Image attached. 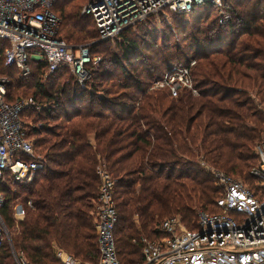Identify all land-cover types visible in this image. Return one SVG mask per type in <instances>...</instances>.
Instances as JSON below:
<instances>
[{
	"label": "trees",
	"instance_id": "obj_1",
	"mask_svg": "<svg viewBox=\"0 0 264 264\" xmlns=\"http://www.w3.org/2000/svg\"><path fill=\"white\" fill-rule=\"evenodd\" d=\"M262 6L264 0H223L230 18L222 25L210 1L184 13L165 9L115 38L98 40L81 0H54L58 36L70 45L89 44V54L102 58L89 66L83 88L67 66L46 75V63L32 60L30 73L21 77L4 64L9 42L0 39V75L9 80L5 100L15 101L23 81L33 79L35 123L27 133L43 162L29 184L0 186V213L10 237L0 247V264H16L11 248L30 264H63L57 250L97 260L98 164L115 179L120 264L142 263L140 233L158 237L160 220L178 215L194 229L199 210L220 212L215 202L221 190L211 168L255 189L249 170L258 160L264 115L251 96L264 102ZM172 31L183 44L172 43ZM192 59L197 96L185 89L176 97L166 88L148 90L170 66ZM38 96L45 105H37ZM16 201L25 207L21 220L13 215Z\"/></svg>",
	"mask_w": 264,
	"mask_h": 264
},
{
	"label": "built area",
	"instance_id": "obj_2",
	"mask_svg": "<svg viewBox=\"0 0 264 264\" xmlns=\"http://www.w3.org/2000/svg\"><path fill=\"white\" fill-rule=\"evenodd\" d=\"M208 1L219 9V24L229 20L230 13L223 9V0H88L81 13L92 17L98 40H105L165 9L184 13L194 4ZM53 3L54 0H0V39L9 42L3 52L4 64L16 67L21 77L30 73L32 60L46 63V75L67 66L83 88L90 77L89 66L100 63V57L89 54V44L70 45L58 36L60 18L51 9ZM194 65L192 59L188 65L170 66L148 90L166 88L176 97L185 89L197 96L191 73ZM8 81L0 75V186L25 185L43 168V162L35 155L28 124L21 117L25 106L33 101L29 98L7 102ZM255 154L257 163L249 170L256 179L255 189L216 171L215 181L221 191L215 203L220 212L199 210L194 229L185 228L177 215L165 218L157 226L158 237L140 240L141 264H264V131ZM95 174L100 181L93 210L99 248L97 264H120L114 238L115 179L103 164L96 166ZM3 202L0 192V208ZM26 205L31 206V202ZM13 209L15 218L24 217L22 203L16 201ZM4 241L10 243V237L0 213V247ZM11 250L16 264H30ZM56 257L63 264H92L61 250Z\"/></svg>",
	"mask_w": 264,
	"mask_h": 264
},
{
	"label": "rangeland",
	"instance_id": "obj_3",
	"mask_svg": "<svg viewBox=\"0 0 264 264\" xmlns=\"http://www.w3.org/2000/svg\"><path fill=\"white\" fill-rule=\"evenodd\" d=\"M76 1H79V0H76ZM86 2V0H81V7H80V10H82V7L86 4L85 3ZM262 7H264V6H262ZM54 10H55V12H57V10L55 9V7H54ZM187 19V18H186ZM173 20H174V22H177V20H178V18H173ZM173 22V23H174ZM178 22H179V20H178ZM172 23V22H171ZM180 23V22H179ZM219 24V23H218ZM173 25V24H172ZM219 25H221V24H219ZM172 33H173V38H172V43H178V44H183V42L181 41L182 39H184V38H182L181 37V34H179V35H177L174 31H172ZM99 57H100V62H101V60H102V58H101V56L100 55H98ZM99 64V63H98ZM97 64V65H98ZM2 73H6V71L4 70ZM67 77V76H66ZM13 79V78H12ZM87 80H89V79H87ZM28 81V82H27ZM63 81H64V79H62V80H60V82L61 83H63ZM66 81H67V83H69L70 82V79L69 78H67L66 79ZM9 82V81H8ZM87 82V81H86ZM86 82H85V85H86ZM23 83H24V86H26L25 88H20L19 89V93H18V95H16L15 97H17V98H15V97H13L15 100L16 99H29V98H31V93H32V91L31 90H33L31 87H34L33 86V79H31V80H26V82H24L23 81ZM73 83V81L71 82V84ZM8 84L9 83H7V85H6V90H7V86H8ZM74 84V83H73ZM10 91H13V90H10ZM29 93V94H28ZM251 98L253 99V101H254V103L257 105V109L258 110H261L262 112H263V115H264V102H259L258 101V98H255V96H251ZM37 102H38V104L37 105H41V103L43 104V105H45L44 103V100H42V98H40L39 96H38V99L36 100ZM31 103L29 104V105H27V106H25V117H24V120L27 122V124H28V126H34L33 124L35 123L33 120H32V116H31V114H30V112H31V110H30V108H32L31 107ZM38 106H36V111H39L40 109H39V107L37 108ZM38 115H40V114H38ZM39 123V122H38ZM264 131V128H263V130H262V132ZM262 132L260 133V135H262ZM260 139H261V136H260ZM260 141V140H259ZM259 142H257V144H258ZM257 144H256V146H257ZM256 146H255V148H256ZM211 170L213 171V173L215 174V172H216V170H213L212 168H211ZM234 178H238V179H240V180H243L241 177H237V176H235ZM215 183H216V181H215ZM220 189V188H219ZM94 214V213H93ZM178 216V215H177ZM179 217V216H178ZM180 218V217H179ZM15 219H17V220H21V219H23V218H21V219H19V218H15ZM180 220H181V218H180ZM160 222H161V220L155 225V228L154 229H157V226H158V224H160ZM181 222H182V224H183V226L185 227V228H188L185 224H184V222L181 220ZM136 226H137V228H138V230H139V224H138V222L136 221ZM140 240L141 239H143V238H148V239H150V237H148L145 233H143V232H141L140 233ZM58 251V250H57ZM57 251H56V253H57ZM140 253H141V251H140ZM117 258H118V256H117ZM119 260V259H118ZM86 262H90V263H92V264H97V260L96 261H86Z\"/></svg>",
	"mask_w": 264,
	"mask_h": 264
}]
</instances>
